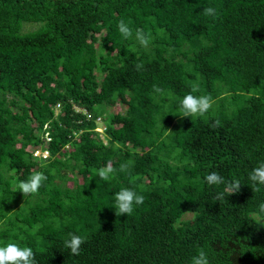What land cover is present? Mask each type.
<instances>
[{
  "label": "trees",
  "instance_id": "trees-1",
  "mask_svg": "<svg viewBox=\"0 0 264 264\" xmlns=\"http://www.w3.org/2000/svg\"><path fill=\"white\" fill-rule=\"evenodd\" d=\"M121 19L148 47L120 35ZM193 84L213 107L179 117ZM109 161L118 171L104 181ZM261 162L264 0H0V221L16 214L1 246L31 247L37 264H190L201 247L210 264H264V228L250 216L264 186L248 179ZM12 172L16 185L47 177L32 204L6 205ZM211 172L239 179V193L215 200ZM121 188L144 203L117 217ZM70 233L85 239L78 256L63 246Z\"/></svg>",
  "mask_w": 264,
  "mask_h": 264
},
{
  "label": "clouds",
  "instance_id": "clouds-1",
  "mask_svg": "<svg viewBox=\"0 0 264 264\" xmlns=\"http://www.w3.org/2000/svg\"><path fill=\"white\" fill-rule=\"evenodd\" d=\"M203 14L208 17L216 18L218 13L215 7H206L203 9ZM117 29L120 35L124 39L134 38L142 47H148L150 44V36L142 29H133L129 26L125 20L121 19L117 24ZM136 70L140 71L143 68V64H136ZM155 92H160L161 89L158 86H153ZM198 90L195 84L192 85V91L185 95L179 105V111L181 115L179 117H202L205 116L209 110L213 107L214 101L210 95H193L192 92ZM219 122L213 123L212 127L218 126ZM170 132V131H169ZM48 157V153L44 154ZM35 158V157H34ZM131 163L126 162L119 167L120 172H126L130 169ZM118 170L112 166V162L97 170V175L101 180L109 181L114 177ZM47 177L42 172H33L28 179L20 181L16 185L17 191L23 196L35 195L38 193L42 183ZM248 179L252 182L256 191H260L258 186H264V162H261L257 167L253 168L249 173ZM204 182L209 186H223V191L217 193L214 199L219 201L225 199V196H230L239 193L241 189V182L239 179L226 180L224 176L217 172H211L204 177ZM144 203L143 195H140L132 188H121L114 195V207L115 215L117 217L131 215L134 212L136 206H140ZM250 216L255 221L259 228H264V202H261L257 206V210L250 213ZM4 221H0V230H3L2 226ZM69 239L64 241V248L69 249L73 256L80 254L81 246L85 243V239L76 234H69ZM22 239V237H21ZM209 251L201 247L197 250V253L191 258L190 264H210ZM0 264H37L35 259V253L31 247L21 246L16 242H9L4 246H0Z\"/></svg>",
  "mask_w": 264,
  "mask_h": 264
},
{
  "label": "rangeland",
  "instance_id": "rangeland-1",
  "mask_svg": "<svg viewBox=\"0 0 264 264\" xmlns=\"http://www.w3.org/2000/svg\"><path fill=\"white\" fill-rule=\"evenodd\" d=\"M119 107H120V109H121V112L122 113H124L125 112V108L123 107V106H120L119 105ZM57 113V112H56ZM111 113H113V111H112V109H107V111L105 112V116H107V115H109V114H111ZM96 123H97V131H98V133L100 134V139H102V140H104L103 139V135H102V133H103V131H104V129H105V125H104V123H102V121L100 122H97L96 121ZM36 159H38V161H42V162H46L47 160H45L44 158H42V156H38V157H36ZM11 175H13V172L12 173H10ZM10 174L8 175V176H10ZM13 177L14 178H12V180L10 181V183H11V190H17L16 189V182H15V179H16V177L13 175ZM4 178H5V172L3 171V169H1L0 168V180L2 181V183L3 182H5V180H4ZM6 179H8V177L6 178ZM16 193V196L18 197H16L15 195H12V196H10V198L8 199V200H6V205L7 206H9V205H12V204H14L16 201H19L20 199H27V200H29L28 202H27V205H30V204H32V200H33V198H31L30 196H28V197H25V196H23V194H21L19 191H16L15 192ZM20 198V199H19ZM0 205H1V202H0ZM21 205V204H20ZM21 206H23V205H21ZM1 207V206H0ZM29 210V208L27 209V211ZM16 214L13 212V211H8V212H5V216H6V218L3 220L4 222H6V221H9V219L10 218H13L14 216H15ZM186 219H189V218H191V215H187L186 217H185ZM32 232H30V234H31ZM0 242H1V239H0ZM1 246V245H0Z\"/></svg>",
  "mask_w": 264,
  "mask_h": 264
},
{
  "label": "built area",
  "instance_id": "built-area-1",
  "mask_svg": "<svg viewBox=\"0 0 264 264\" xmlns=\"http://www.w3.org/2000/svg\"><path fill=\"white\" fill-rule=\"evenodd\" d=\"M76 111H77V112H80V110H78V109H76ZM83 113H84V115L87 117L88 120L92 118L91 115H90L89 113H87V112H85V111H83ZM96 121H97V122H99V121L101 122V119H100V118H97ZM45 139H47V140L49 141L47 135H45ZM45 153H48V152H47V151H39V150H35L34 153H33V157L36 158V157H38V156H42V158H44V159L46 160L47 158H46L45 155H44Z\"/></svg>",
  "mask_w": 264,
  "mask_h": 264
}]
</instances>
